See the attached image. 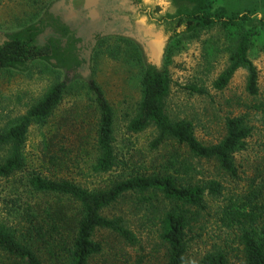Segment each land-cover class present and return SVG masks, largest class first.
<instances>
[{
  "label": "trees",
  "instance_id": "16d2710c",
  "mask_svg": "<svg viewBox=\"0 0 264 264\" xmlns=\"http://www.w3.org/2000/svg\"><path fill=\"white\" fill-rule=\"evenodd\" d=\"M168 1L170 11L163 17L170 33L165 66L186 42L219 28L227 31L234 45L228 49L226 68L212 82V87L224 90L241 69L246 72V92L255 97L258 73L249 55L258 44L264 51V20L250 13L227 17L222 8L212 10L211 0ZM32 20L1 39L0 72L43 68L49 73L57 70L70 73L72 79L63 77L64 80L50 86L22 117L0 130V151L6 150L0 161V181H10L25 173L22 191L26 196V203H12L18 214L17 226L0 222V264H89L102 252L100 243L93 240L100 231L115 235L131 248L138 247V239L124 226L122 218L102 214L126 195H135L145 203L158 196L168 202V209L159 220L158 238L164 247L166 264H185L188 234L206 211V199L219 198L224 187L220 180L194 181L178 174L193 172L195 163H213L217 176L234 182L238 178L235 156L246 149V140L252 135L246 118H226L225 134L219 142L211 145L200 142L190 121L172 120L166 112L170 89L167 70L146 63L140 73L139 101L127 132L134 136L152 128L155 137L151 150L166 144L177 148L163 171L148 169L143 164L132 168L116 147L114 113L102 89L93 80L83 83L80 79L85 66L80 39L49 11ZM184 89L190 95H207L205 89L195 85ZM67 96L78 101L84 99L86 109H93L95 121L88 125L86 138L95 155L90 169L97 175L114 174L104 188L88 190L74 181L46 174L53 169L68 170V165L76 161L63 144L66 121L54 118ZM261 107L264 111V104ZM79 111L82 110L76 107L72 116ZM32 128L40 131L41 165L39 170L28 172L25 145ZM126 154L131 161L130 153ZM263 189L261 184L252 183L246 195L225 199L217 211L218 222L234 236L243 264H264ZM39 198L43 202H37ZM228 254L226 249L213 251L205 254L198 264H230Z\"/></svg>",
  "mask_w": 264,
  "mask_h": 264
},
{
  "label": "rangeland",
  "instance_id": "374dc122",
  "mask_svg": "<svg viewBox=\"0 0 264 264\" xmlns=\"http://www.w3.org/2000/svg\"><path fill=\"white\" fill-rule=\"evenodd\" d=\"M59 1L0 0V41L6 34L19 30L29 20L38 19L46 11L56 15ZM211 1L212 10L222 8L227 17L250 13L253 17L264 20V0ZM114 17L108 19L109 24L105 28L97 25L98 23L93 26L79 21L71 23V27L76 31V37L81 40V56L87 62L80 79L83 83L95 81L111 106L115 119L116 147L122 153V159L132 168L143 164L148 169L163 171L170 154L177 146L166 144L157 150H151L150 144L155 137L152 128L134 136L126 129L134 117L139 101V79L142 68L147 63L146 51L143 52L132 39L111 28L110 24ZM168 43L169 40L157 62L158 65L155 64L159 70L166 69L170 78L169 94L165 102L168 116L175 121H190L194 126L195 137L206 145L216 144L224 137V123L228 117L244 116L252 128V135L246 140V149L235 156L238 178L234 182L227 180V177L217 176L213 163H195L193 172L187 175L184 172L178 174L180 178H190L194 181L220 180L224 187L222 196L217 199H206V211L201 214L198 224L193 226L192 233L188 234L190 242L185 264H198L205 254L225 249L229 253L230 264H243L242 254L234 242V236L218 222L217 211L225 204V199L246 195L252 183L264 187L262 45L258 44L249 55L258 73V94L251 97L246 92V72L241 69L234 73L224 90L217 91L212 87V82L226 68L228 49L234 45L227 31L214 28L210 32L200 34L197 39L186 42L165 66L164 56ZM63 77L72 79V74L61 70L49 73L43 68L27 72L1 71L0 130L22 117L50 86L64 80ZM191 85L205 89L207 95H190L184 88ZM87 106L86 100L78 101L67 96L57 108L55 121H66L62 133L66 140L63 144L71 151L76 161L68 165V170L54 172L53 169L51 173L46 174L74 181L81 187L92 190L104 188L114 174L97 175L90 169L95 155L86 138L90 131L88 125L95 119L93 109L87 110ZM76 107L82 111L72 116ZM40 140V131L32 128L25 145V154L29 159L28 172L40 169ZM83 141L85 145H82ZM126 153H130L131 161H128ZM5 156L6 150L0 151V161ZM24 177L25 173L10 181H0V222L17 226L18 214L14 212L15 207L12 203L19 205L22 201L25 202L26 196L22 191ZM37 202H43V199L39 198ZM168 206V202L161 196L145 203L135 195H126L104 210L102 214L107 218L123 219L124 226L138 239V247L131 248L115 235L100 231L93 240L100 243L102 252L92 258L89 264H166L164 247L158 235L159 220Z\"/></svg>",
  "mask_w": 264,
  "mask_h": 264
},
{
  "label": "flooded vegetation",
  "instance_id": "af4514ba",
  "mask_svg": "<svg viewBox=\"0 0 264 264\" xmlns=\"http://www.w3.org/2000/svg\"><path fill=\"white\" fill-rule=\"evenodd\" d=\"M88 2L93 6L86 8V2L80 0H60L56 7V17L76 35L75 29L71 27L72 22L79 21L90 26L98 23L97 25L105 28L109 24L108 19L115 16V23L113 21L110 24L111 28L132 39L143 52L146 51L147 63L151 44L156 49L162 45L164 50L170 36L163 20L170 11L168 0H88ZM86 66L85 61L81 71Z\"/></svg>",
  "mask_w": 264,
  "mask_h": 264
},
{
  "label": "water",
  "instance_id": "95a60500",
  "mask_svg": "<svg viewBox=\"0 0 264 264\" xmlns=\"http://www.w3.org/2000/svg\"><path fill=\"white\" fill-rule=\"evenodd\" d=\"M82 2H86V8H90L91 6H93V4L91 5L88 0H81ZM150 47V54H149V62L152 63L154 66H156L155 64H157L159 58L161 57V54L163 52L162 50V45H160L157 49L152 47V44L149 46ZM158 65V64H157Z\"/></svg>",
  "mask_w": 264,
  "mask_h": 264
}]
</instances>
